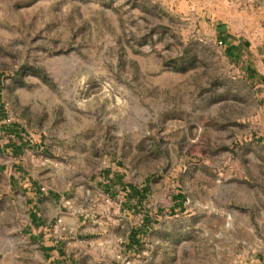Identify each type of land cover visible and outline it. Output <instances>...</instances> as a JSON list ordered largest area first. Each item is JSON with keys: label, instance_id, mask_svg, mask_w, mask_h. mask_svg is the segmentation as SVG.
<instances>
[{"label": "rangeland", "instance_id": "obj_1", "mask_svg": "<svg viewBox=\"0 0 264 264\" xmlns=\"http://www.w3.org/2000/svg\"><path fill=\"white\" fill-rule=\"evenodd\" d=\"M253 65L264 72V0H0L7 117L43 147L34 173L87 236L103 226L105 254L120 255L147 214L124 264L264 256V77ZM115 164L144 184L134 211L97 183ZM26 209L0 171V261L23 245Z\"/></svg>", "mask_w": 264, "mask_h": 264}, {"label": "crops", "instance_id": "obj_2", "mask_svg": "<svg viewBox=\"0 0 264 264\" xmlns=\"http://www.w3.org/2000/svg\"><path fill=\"white\" fill-rule=\"evenodd\" d=\"M237 51V43L232 45ZM254 77H264V72L253 66ZM31 139L24 125L11 121L7 109L0 98V171L7 173L9 189L13 195H22L27 209L19 224V235L23 245L14 247L15 253L0 261V264H124L130 249L141 245L143 226L147 214L143 213L141 222L130 227L126 238L120 240V255L105 254L101 238L103 226L96 227L93 235L80 215L61 204L63 195L59 190L44 185L34 173L31 164L42 157V146ZM125 169L111 166L110 171L100 172L97 183L104 188H116L119 191L122 208L134 211L143 202V185L128 184ZM179 194L173 195L174 204L181 202ZM180 205V204H179ZM84 235V236H83ZM116 257V258H114ZM244 264H264V256L252 255Z\"/></svg>", "mask_w": 264, "mask_h": 264}]
</instances>
